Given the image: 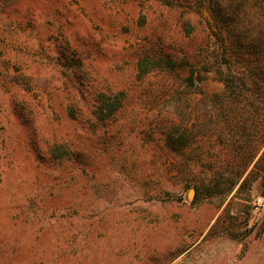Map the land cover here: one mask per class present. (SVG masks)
Returning a JSON list of instances; mask_svg holds the SVG:
<instances>
[{"label":"rangeland","instance_id":"374dc122","mask_svg":"<svg viewBox=\"0 0 264 264\" xmlns=\"http://www.w3.org/2000/svg\"><path fill=\"white\" fill-rule=\"evenodd\" d=\"M263 11L264 0H0V264H264V163L250 192L195 188L249 165L244 178L264 151V81L234 51L264 54ZM151 46L183 65L139 78ZM221 71L247 72L243 126L215 97ZM102 91L124 93L107 119ZM178 124L192 136L181 152L166 140Z\"/></svg>","mask_w":264,"mask_h":264},{"label":"trees","instance_id":"16d2710c","mask_svg":"<svg viewBox=\"0 0 264 264\" xmlns=\"http://www.w3.org/2000/svg\"><path fill=\"white\" fill-rule=\"evenodd\" d=\"M215 12L217 17L222 21H224L225 24L228 23L227 27L231 31L235 28V24L233 25V22L235 21L234 18L229 20L230 13H227L225 10H220L219 8H215ZM264 13V11H263ZM232 16V15H231ZM231 23V24H230ZM233 25V26H232ZM232 26V27H231ZM240 29V28H239ZM235 51V56L242 60H247V63L255 62L253 65L255 66V72L253 74L254 76H257V78L254 77L256 81L262 80L264 81V54L261 53H245L241 51ZM264 52V49H263ZM262 55V57L259 56ZM183 65L182 61L174 59L172 55L164 53L162 50H159L158 48H155V46H151L150 48H146L144 50V53L140 56L137 62V68H138V77L143 78L152 74H163L166 72H173L176 71L180 66ZM190 75L187 77V82L190 86H196L198 83V79L194 74V68L195 66L190 65ZM250 66V64H248ZM247 72H242L241 76H234L228 73H224L221 71L219 73L220 80H222L225 83V90L222 93L215 94V97L217 98L218 102L222 103V105H235L239 107L237 109L238 111V124L243 126V114L245 112V103L243 102V85L246 81V75ZM200 80H203V76L200 72L199 76ZM239 80L242 85H237L236 82ZM124 99V93H114V94H108L106 92H97L95 94L94 100L96 105V113L100 115L102 119H107L108 117L115 114L120 107L122 106ZM264 106V102H263ZM223 109L222 113L224 115H227V107L222 106ZM170 128V127H169ZM192 138L191 134H189L188 129L180 124L172 126L166 135V140L169 145L173 147L175 151H184L185 147L187 146L186 141ZM180 143H182L183 148L180 147ZM261 145L264 146V134L261 140ZM257 156V153H254V158ZM254 161V160H253ZM264 163V151L261 156L258 157V159L253 163V167L251 171L243 178V174L246 171V168L249 167V165H246L243 170H241L239 173H237V177L235 178H228L226 180H220L214 179L213 182L210 184L202 182V188L201 185H195L197 195L200 194L205 195L207 197H219V196H228L231 194L234 189L237 187V194L245 189L247 192H250L252 190L253 184L256 182L257 178L259 177V173L257 170L261 168V164ZM262 181H264V176L262 177ZM236 195V194H234ZM237 196V195H236Z\"/></svg>","mask_w":264,"mask_h":264},{"label":"built area","instance_id":"2783aa9c","mask_svg":"<svg viewBox=\"0 0 264 264\" xmlns=\"http://www.w3.org/2000/svg\"><path fill=\"white\" fill-rule=\"evenodd\" d=\"M263 205L262 198H258V200L254 203L255 210H259Z\"/></svg>","mask_w":264,"mask_h":264},{"label":"water","instance_id":"95a60500","mask_svg":"<svg viewBox=\"0 0 264 264\" xmlns=\"http://www.w3.org/2000/svg\"><path fill=\"white\" fill-rule=\"evenodd\" d=\"M194 192H195V188L190 190L189 198H193Z\"/></svg>","mask_w":264,"mask_h":264}]
</instances>
